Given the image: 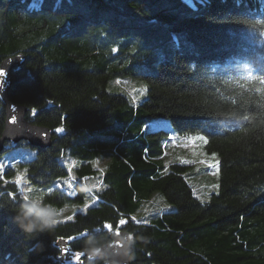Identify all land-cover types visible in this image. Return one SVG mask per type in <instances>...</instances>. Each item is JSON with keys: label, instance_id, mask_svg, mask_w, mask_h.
Returning a JSON list of instances; mask_svg holds the SVG:
<instances>
[{"label": "trees", "instance_id": "trees-1", "mask_svg": "<svg viewBox=\"0 0 264 264\" xmlns=\"http://www.w3.org/2000/svg\"><path fill=\"white\" fill-rule=\"evenodd\" d=\"M37 2L0 0V58L26 55L8 98L52 140L18 163L42 189L35 195L12 181L16 167H0V264H60L63 240L76 236L69 246L83 249L117 228L133 234L130 264H264V82L255 79L264 77V0ZM153 64L152 73L130 72L146 82L142 100L107 89L127 68ZM156 117L170 128L147 126ZM4 121L0 99V133ZM169 133L208 139L202 148L216 155L219 180L207 201L193 193L185 163L164 161ZM18 145L29 146L3 152ZM71 171L73 196L56 184ZM153 194L173 209L143 212ZM28 197L79 208L29 236L15 221Z\"/></svg>", "mask_w": 264, "mask_h": 264}, {"label": "rangeland", "instance_id": "rangeland-1", "mask_svg": "<svg viewBox=\"0 0 264 264\" xmlns=\"http://www.w3.org/2000/svg\"><path fill=\"white\" fill-rule=\"evenodd\" d=\"M190 5H193V0H184ZM201 1L202 0H198ZM33 3L37 4V0H33ZM168 55H164L161 57L162 60L166 59ZM156 69V65H152L150 67L143 66H132L130 68H127V71L129 73L123 74L118 76L117 78L112 77L107 85V89L112 93H123L126 95H129L132 97L135 101H140L143 98H145L146 95V82L131 74L130 72H143V73H152ZM122 71H126V69H122ZM147 126H151L150 128H158L162 127L164 129H169L170 124L169 120L162 118V117H156L152 120L151 123H148ZM199 134H194L193 136H197ZM165 142V141H164ZM163 142V143H164ZM198 143V145H197ZM202 144L199 140H196L195 142H192L189 140L187 142V139L179 138L177 136V139H170L165 144V154H164V161L168 164L174 161H180L182 163H185L188 166L187 169V180L189 184L192 187L193 193L196 197L200 198L203 201H207L210 194L217 191L218 187V160L214 153L210 152H204L202 148ZM173 148V149H171ZM171 149V150H170ZM36 154V150L24 145H18L11 148H8L4 152L0 154V158L2 160L10 159L14 160L15 158H20L22 161H27L28 159L34 157ZM172 160V161H171ZM70 163L73 162L71 159L69 161ZM4 161L0 164L1 167V173L4 174V171L9 166H3ZM69 163V164H70ZM210 164H214V170L213 173H209L208 167ZM14 165V164H13ZM12 165V166H13ZM17 169L16 177L12 179L15 183H17L24 191V193L28 196H33L37 193V190L42 191L40 187L34 186L30 184L24 167L18 166V163L14 166ZM72 171L68 173L63 179H66V181H71V178H67L70 176ZM4 181H7L6 176L3 175ZM9 181V180H8ZM65 185V182H64ZM98 186L99 182L94 180L91 184V186ZM65 187V186H64ZM23 191L20 190L21 193ZM69 196H73L76 193V190L74 193H70L69 191L65 192ZM79 208L78 205H70L65 206L60 209L63 210V217L64 220L71 217L72 213L77 211ZM82 206L80 207V209ZM168 208L173 209L172 205L164 204V202L158 197L157 195L153 194L151 198L147 201H145V204L143 205V212H149L154 211L157 209H166Z\"/></svg>", "mask_w": 264, "mask_h": 264}, {"label": "water", "instance_id": "water-1", "mask_svg": "<svg viewBox=\"0 0 264 264\" xmlns=\"http://www.w3.org/2000/svg\"><path fill=\"white\" fill-rule=\"evenodd\" d=\"M25 59L26 55L23 52H15L9 55H4L0 58V69L6 71V76L0 77V99L4 102L5 108V121L0 133V153H2L5 144H16L22 140L26 141L29 146L37 149L47 148L52 143L49 128L44 125L29 122L25 117L27 108L22 104L9 100L8 98V91L11 86V72L14 68L20 67ZM127 233L130 232L121 230L119 231V235L115 234L109 242L104 243L103 245L120 240ZM75 237H70L61 242L57 257L60 264H81L82 259L87 258L80 255L83 249H73L69 246V243ZM107 251L109 253H114L116 249H107ZM75 253L78 254L77 258L81 257L79 261L74 258ZM108 259L110 261H118V264L131 263L128 262L126 258L117 255H110Z\"/></svg>", "mask_w": 264, "mask_h": 264}, {"label": "clouds", "instance_id": "clouds-1", "mask_svg": "<svg viewBox=\"0 0 264 264\" xmlns=\"http://www.w3.org/2000/svg\"><path fill=\"white\" fill-rule=\"evenodd\" d=\"M92 186H85L81 191H90ZM63 210L54 205L43 202L42 197H28L25 203L20 207L15 216V221L29 236L45 231H52L55 227L64 222ZM116 234L119 235L117 228ZM134 237L132 233L125 234L120 240L110 242L107 245L98 243L96 240L89 239L81 251L82 257H87L88 264H95V261L103 260L104 264H118V261L109 260L110 255L122 256L128 262L136 259L132 250ZM115 248L114 253H109L107 249Z\"/></svg>", "mask_w": 264, "mask_h": 264}, {"label": "snow or ice", "instance_id": "snow-or-ice-1", "mask_svg": "<svg viewBox=\"0 0 264 264\" xmlns=\"http://www.w3.org/2000/svg\"><path fill=\"white\" fill-rule=\"evenodd\" d=\"M256 23L259 24V23H261V21H257ZM112 51H117V49H112ZM132 51H136V49L133 48ZM4 76H6V71L3 70V69H0V77H4ZM252 78H253V76H252V77H246L245 79H252ZM255 79H258V80L260 81V83H261V82H264V77H255ZM145 87H146V86H145ZM32 112H33V114H35L36 109H33ZM13 122H15V121H13ZM55 131H56V132H63V131H64V128H63V127H57V128L55 129ZM173 139H175V138H173ZM189 140H191L192 142H195L196 140H199V141H201L202 143H205V141H206V142L208 143V139H207L205 136H203V135H197V136H194V137H188V138H187V142H188ZM75 164H76V162H72L71 165H70V167H69V169L72 170V167H74ZM97 165H98V161L93 162V166H94V167H96ZM0 167H2V166H0ZM65 182H66V181H65ZM77 257H78V254L75 253V254H74V258H75L77 261H79V259H80L81 257H79V258H77Z\"/></svg>", "mask_w": 264, "mask_h": 264}, {"label": "bare ground", "instance_id": "bare-ground-1", "mask_svg": "<svg viewBox=\"0 0 264 264\" xmlns=\"http://www.w3.org/2000/svg\"><path fill=\"white\" fill-rule=\"evenodd\" d=\"M169 136H170V134H169ZM169 136H168V137H169ZM163 142H164V141H163ZM163 144L165 145V144H166V142H164ZM1 163H2V160H1ZM6 164H8V163H6ZM68 177H69V176H68Z\"/></svg>", "mask_w": 264, "mask_h": 264}, {"label": "crops", "instance_id": "crops-1", "mask_svg": "<svg viewBox=\"0 0 264 264\" xmlns=\"http://www.w3.org/2000/svg\"><path fill=\"white\" fill-rule=\"evenodd\" d=\"M200 142H201V141H200ZM201 143H202V142H201ZM171 149H173V148H171ZM171 149H170V150H171ZM171 161H172V160H171Z\"/></svg>", "mask_w": 264, "mask_h": 264}, {"label": "built area", "instance_id": "built-area-1", "mask_svg": "<svg viewBox=\"0 0 264 264\" xmlns=\"http://www.w3.org/2000/svg\"><path fill=\"white\" fill-rule=\"evenodd\" d=\"M6 164H4L3 166H5Z\"/></svg>", "mask_w": 264, "mask_h": 264}]
</instances>
